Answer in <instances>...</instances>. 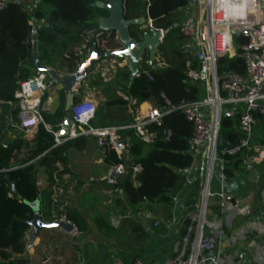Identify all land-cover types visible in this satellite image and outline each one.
<instances>
[{"label":"trees","instance_id":"16d2710c","mask_svg":"<svg viewBox=\"0 0 264 264\" xmlns=\"http://www.w3.org/2000/svg\"><path fill=\"white\" fill-rule=\"evenodd\" d=\"M39 1L46 9L48 8L45 13L47 18L45 25L36 26L30 21L31 14L35 18L43 16L40 6L30 13L23 6V0H6L0 9V168H8L0 171V264L31 263L25 252L23 236L25 230L30 227L28 221L32 218V209L27 202L34 199L39 201V213L43 220L63 218L69 220L81 233L88 230V223L78 208L64 203L60 205L59 200L62 201L63 193L54 197V186L58 184L65 186L69 182L68 180L63 183L57 182L61 172L66 170L65 151L71 145L80 146L81 137L51 146V133L42 124H38L34 137L31 140L23 139L15 126L18 105L13 93L19 81L35 70L31 55L33 50L45 65H50L48 62L55 60L56 55L53 51H58L60 58L57 67L65 73L73 72L84 56L77 50L66 48L67 41L71 44L83 41L85 37L82 32L96 27L95 17L106 16L107 9L96 4L97 1L102 2L101 0ZM185 4L186 0H149L148 3L143 0H125V11L122 16L125 20H130L127 26L130 37L136 40L143 38L147 32L146 17L151 19L154 27L162 28L164 35L151 57L145 53L146 51L141 53L137 63L143 64L136 71L126 66L117 67L111 83L107 84H101V78L97 73L91 75L89 72L83 77L82 80L87 81L89 86L101 84L102 92L105 93L104 100L96 105L92 120L94 124L130 123L133 120L135 105L143 100H150L151 105L164 109L165 100L169 105L176 106L203 96L204 90L200 83L192 82L186 76L187 69L197 68L198 64L183 50L186 37L179 31V27L183 23L181 11ZM109 29L111 35L104 39L102 47L110 51L120 48L121 43L114 37V29ZM32 36L36 40L34 47L27 43ZM232 40L238 48L245 41V36L242 33H233ZM90 43V40L85 41L81 49L90 46ZM165 44L169 47L166 48ZM153 56L160 57L164 66H155ZM216 66L218 70L231 68L241 73L244 71L243 62L236 55L218 57ZM131 74L132 79L129 81ZM56 83L53 79L51 87L53 88ZM57 85L60 86L56 90L57 102L49 109L43 108L41 111L43 120L52 128H56L69 110L65 107L66 89L60 83ZM119 87L125 98L113 94L112 90ZM79 97L81 96L73 95L71 102ZM44 98L45 94L41 97V106ZM225 109L227 111H222L219 116L218 134L222 142L218 145L216 154L224 159L222 174L231 176L235 171L246 167L248 163L246 154L249 151L242 147L233 155L219 152L224 145L236 144L240 137L237 128L240 107L229 105L225 106ZM253 116L254 129L256 123L260 128H264V113L253 111ZM145 126L153 133L149 142L140 140L130 128L119 131L125 146L123 157L125 172L118 179L116 186L126 202L130 205L141 202L163 204L167 208L172 201V194L183 185H187V188L194 192L198 188L199 197L201 166L198 165L187 178L183 173L191 163V154L187 149V142L192 133L191 122L184 117L180 109H172L161 116L159 124L151 122ZM251 143L264 145V138L256 135L254 130ZM20 150H24V153L16 157ZM30 159L32 160L26 162ZM104 161L112 164L118 159L108 150ZM130 163H138L140 166L133 175ZM38 173L44 175L45 183L41 187L36 184ZM8 179L13 182V189ZM215 187L216 183L213 187L211 185L212 190H215ZM192 202L197 204L198 199L193 197ZM167 213L168 211L166 215ZM125 220L128 222L129 235L118 236L117 244L122 249L134 251L132 243L145 239V234L137 221L131 218ZM184 220L188 228L186 231L184 228L179 231V235L186 236L183 258L188 254L195 224L194 219L185 217ZM103 222L104 218L100 214L94 217V224L101 232L108 233L103 227L110 231H119L118 228L113 229ZM205 225L206 220L202 230ZM71 248L74 249L72 252L74 256L75 250L80 249L77 245H72ZM20 252H24L22 256L13 255ZM136 256L138 253L133 252L132 259ZM73 260L77 262L76 259ZM99 264L111 262L108 260ZM172 264L177 262L174 261Z\"/></svg>","mask_w":264,"mask_h":264},{"label":"built area","instance_id":"2783aa9c","mask_svg":"<svg viewBox=\"0 0 264 264\" xmlns=\"http://www.w3.org/2000/svg\"><path fill=\"white\" fill-rule=\"evenodd\" d=\"M148 3L149 0H143ZM6 0H0V9ZM264 0H186L183 9H190L188 19L183 21L179 31L185 35L186 42L183 50L188 52L196 60L197 68H188L187 78L198 81L203 87L204 94L201 98L185 101L176 106L169 105L165 100L166 107L159 109L148 105L143 113L134 114L133 120L127 124H103L92 122L97 101L92 96H82L76 101L70 102L68 106L69 123L65 133H58L61 122L52 128L46 123L41 111L49 109L53 102V79L45 71L35 70L31 75L19 81L14 90L17 100L18 111L16 114V129L25 140H31L38 124L48 130L52 135V144L55 146L75 137H92L99 153L100 159H104L106 152L112 151L117 162L109 164L104 176V182L113 190H119L116 186L118 179L125 172V146L119 134L121 129L130 128L133 133L143 142H149L153 133L146 128L147 123L159 124L161 116L172 110L180 109L184 117L192 124V133L188 139V151L191 154L190 165L183 170L185 177H189L196 167L205 160V170L200 183L201 192L196 204V218L194 217V233L190 243L188 254L180 258L177 264H218L219 262V239L218 231L204 233L202 230L206 217L207 205L211 197L218 199V208L223 211L228 201L222 188L212 190L210 179L213 174L214 165L222 174L224 159L216 154V149L222 139L218 134L219 116L222 111H227L223 104L239 106L241 109L237 128L240 133L238 142L234 145H224L220 148L221 153L233 155L242 147L248 150L246 161L248 163H259L264 161V147L251 143L254 134L255 118L253 111L264 113ZM121 13L125 11V0H121ZM147 31L155 29L158 31V40L161 41L164 30L152 25L149 17L145 18ZM236 31L233 32L232 29ZM233 33H242L245 41L241 43L234 55L239 57L244 66L241 73L231 68L217 69L216 60L226 55L233 45ZM84 39L81 46L77 48L78 53L86 56L92 44L99 50L109 51L102 47L105 38L111 35L109 28L91 27L85 29ZM114 37H117L114 31ZM90 40V46L84 47L85 41ZM35 38L32 36L27 43L34 47ZM104 57L94 64L92 70L106 79L110 77L115 69L126 58ZM45 94L41 106V97ZM72 95H79L78 84L73 87ZM24 150L16 154L21 156ZM16 155V156H17ZM202 157V158H201ZM32 159L26 161L29 162ZM131 175L140 169L138 163H130ZM6 167L0 168L5 171ZM36 184L41 187L42 181L36 179ZM58 190V188H57ZM61 191V190H59ZM55 196V195H54ZM233 206H238L237 201ZM241 207L238 206L240 211ZM57 220H62L59 218ZM154 224H157L155 221ZM73 233H79L76 229ZM29 228L25 230L23 240H27ZM31 264V263H29ZM114 264H121L114 262ZM131 264H140L137 258H133ZM172 264V263H168Z\"/></svg>","mask_w":264,"mask_h":264},{"label":"crops","instance_id":"0c3cea01","mask_svg":"<svg viewBox=\"0 0 264 264\" xmlns=\"http://www.w3.org/2000/svg\"><path fill=\"white\" fill-rule=\"evenodd\" d=\"M101 1L103 4L109 3V0ZM23 6L30 13L40 6L43 16L35 18L31 14L30 21L36 26L46 24L45 13L48 8L46 9V6L39 0H23ZM106 9V16L95 17L96 27L111 28L108 27L107 22L110 11L108 8ZM188 16L182 12L183 21L188 19ZM81 43L82 41L71 44L67 41L66 48L76 50L81 46ZM111 58L120 60L118 57ZM152 58L155 66H164L160 57L153 56ZM137 62L134 65L126 59L118 67L126 66L128 69L136 71L143 64L138 65ZM132 65L134 66L132 67ZM49 66L59 74L65 73L57 67V61ZM89 74L95 75L96 71L92 70ZM114 74L115 72L110 77L101 79V84L111 83ZM101 84L89 86L87 81L81 80L78 82L79 95L81 97L88 95L94 97L96 101H103L105 93L102 92ZM74 86L75 84L71 86V92ZM112 92L125 98L120 87ZM65 93L67 94L66 90ZM57 97L58 93L53 89L54 103L52 102V104L57 102ZM151 104L150 100L139 102L135 105L133 114L143 113L146 107ZM261 146L264 147V145ZM64 165L66 170L61 172L57 182L63 183L67 180L69 182L65 186H59V184L54 186V194L56 196V194L63 193L62 201L59 200L60 205L64 203L79 209L88 223V230L76 234L73 232L64 233L58 228L42 230L31 242L29 239L24 241L25 252L30 257V261H35L32 259L33 251L35 252L32 244H36V242L37 244H46L47 248L52 250L50 252L52 256L43 255L42 264L50 257H55L56 264H99L108 260L111 264L114 262L131 264L133 252L138 253V256L134 258H137L140 264H168L183 258L186 236L185 234L179 235V231L183 228L186 231L188 228L185 224V217L190 219L195 217L196 203L192 200L193 197L198 199V188L194 192L190 191L187 185H183L181 189L172 194V201L167 208L163 204L144 202L130 205L120 190L107 188L109 185L104 183L109 163L100 159L92 137H81L80 146H69L65 151ZM212 176L216 183L215 190L222 188L226 195L225 200L228 201L226 208L221 211L218 208V199L213 196L206 210L207 232L218 231L220 233L218 264H264V161L247 163L243 170H237L231 176L221 174L215 164ZM38 179L44 185L42 173H38ZM235 201L241 207L240 211H237L238 206L236 208L233 206ZM166 211H168L167 215ZM98 214L104 218L107 226L109 225L113 229L118 228L119 231H110L102 226L108 233L101 232L94 224V217ZM126 218L137 221L145 234V239L132 243L134 251L122 249L117 244L118 236L129 235ZM155 221L157 224H154ZM72 245H77L80 248L75 250V256L72 253L74 252V249L71 248ZM23 253H13V255L22 256ZM73 259H76L77 262H74Z\"/></svg>","mask_w":264,"mask_h":264},{"label":"water","instance_id":"95a60500","mask_svg":"<svg viewBox=\"0 0 264 264\" xmlns=\"http://www.w3.org/2000/svg\"><path fill=\"white\" fill-rule=\"evenodd\" d=\"M19 1V0H17ZM97 5H103L105 8H108L110 11L108 27L114 29L121 47L110 50L102 51L96 48L94 44L91 45L89 53L84 56L77 68L70 73L59 74L55 69L49 65L42 63L35 50L32 51V62L35 70L45 71L47 75L54 79L55 82L60 83L67 91L65 98V107L68 108L71 98V86L78 84L79 81L83 79L89 73L94 64L104 57H124L128 62L136 64L142 52L147 51L148 56L151 55L156 50V47L159 43L158 40V31L155 29H149L144 33L143 38L136 40L129 36L127 32V26L130 23V20H125L121 13V0H109L108 4H103L102 2L97 1ZM107 28V27H105ZM233 32L236 31L235 28L232 29ZM132 65V67L134 66ZM132 79V74L129 75V81ZM69 123V117L65 115L61 121L60 129L58 133L63 135L65 133L66 127ZM9 180V185L13 189V182ZM27 204L32 209V218L28 221L30 225V233L28 236L29 242L35 239L40 231L47 228H58L64 233H70L74 230V225L69 220L63 221H46L41 218L39 213V201L34 199L33 201L27 202Z\"/></svg>","mask_w":264,"mask_h":264},{"label":"rangeland","instance_id":"374dc122","mask_svg":"<svg viewBox=\"0 0 264 264\" xmlns=\"http://www.w3.org/2000/svg\"><path fill=\"white\" fill-rule=\"evenodd\" d=\"M189 11H190V9H182V12H183V14H189ZM263 12H264V4H263ZM166 45V48H168L169 47V45L168 44H165ZM236 48H237V46H236V44L235 43H233V45L231 46V48L228 50V52H227V56H231V55H234V52L236 51ZM167 51V50H166ZM145 53H148L147 51L145 52ZM53 54H55L56 56L54 57V59L55 60H53V61H49L48 63L49 64H54V62L55 61H57V66H58V61H59V58H60V56H59V53H58V51H53ZM59 85V84H58ZM57 85V83L56 84H54L53 85V88L55 89V90H58L59 88H60V86H58ZM201 86V85H200ZM101 101L102 100H98L97 101V103H101ZM225 106H229V105H227V104H223L222 106H221V108H223V107H225ZM255 134L256 135H260L261 136V138H264V128H260L259 127V124L258 123H256V126H255ZM259 137V136H258ZM260 145V144H259ZM202 158V157H201ZM205 160H204V158L202 159V161H201V164H200V169L202 170V174H203V171L205 170ZM213 171V170H212ZM100 173H102V171H100ZM100 183H101V181H99ZM105 183V182H104ZM103 183V186L106 184H104ZM210 183H211V185H212V187H213V184H214V177L212 176L211 177V179H210ZM100 185H102V183L100 184ZM107 188H112V187H109V186H107ZM200 192H201V188H200V190H199V195H200ZM84 195H86V194H84ZM201 196V195H200ZM195 218H196V216H195ZM206 218V217H205ZM207 231V227H206V225L204 226V228H203V232H206ZM33 245V247H34V249H35V252L33 251V253H34V255L32 256V259H34L35 261L33 262V261H31V264H42V259L44 258L43 257V255H49V256H52L51 255V251L52 250H50V248H47L48 246L45 244H40V243H38L37 244V242H36V244H32ZM42 245H44V246H42ZM48 252V253H47ZM68 252H69V249H68ZM77 255V254H76ZM42 258V259H41ZM55 258V257H54ZM54 258H49L46 262H44L43 264H56V262H54L55 261V259ZM41 261V262H40Z\"/></svg>","mask_w":264,"mask_h":264},{"label":"clouds","instance_id":"9594fccd","mask_svg":"<svg viewBox=\"0 0 264 264\" xmlns=\"http://www.w3.org/2000/svg\"><path fill=\"white\" fill-rule=\"evenodd\" d=\"M118 58H122V57H118ZM65 219L62 218V220H55V221H63ZM53 221V220H52ZM30 228V227H29ZM74 229H75V226H74ZM73 232V231H72Z\"/></svg>","mask_w":264,"mask_h":264}]
</instances>
